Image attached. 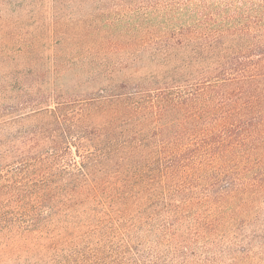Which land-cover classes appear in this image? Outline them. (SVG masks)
Segmentation results:
<instances>
[{"label": "trees", "instance_id": "1", "mask_svg": "<svg viewBox=\"0 0 264 264\" xmlns=\"http://www.w3.org/2000/svg\"><path fill=\"white\" fill-rule=\"evenodd\" d=\"M16 4L33 23L0 56V264L248 260L264 0Z\"/></svg>", "mask_w": 264, "mask_h": 264}, {"label": "rangeland", "instance_id": "2", "mask_svg": "<svg viewBox=\"0 0 264 264\" xmlns=\"http://www.w3.org/2000/svg\"><path fill=\"white\" fill-rule=\"evenodd\" d=\"M15 5H17L16 0H0V56L2 52L5 51H8L10 55L14 56L15 52L13 51L18 48L19 44L16 45L10 42V40L13 39V37L17 34L21 26L26 25L30 27L33 23V19H28L29 17L25 14L21 17V19L17 18V14L15 13ZM34 33H38V31ZM42 49H45L47 52L51 51L48 42L43 43ZM256 203L257 205L255 213L251 218L250 224L246 225L243 231L241 230L239 235L240 237L244 233L245 235L250 236L252 239L250 243L252 255L246 261L240 259L237 264H264V201L260 199ZM241 248L242 247H239V249ZM161 251H164V249L161 248ZM214 251L217 250L212 249L211 251H208L207 249L202 254V250H196L197 256L190 257V261L191 263L197 262V260L201 259V257L206 253L212 254ZM166 253L169 254L168 258L171 261L174 260L175 262H179L180 257H178L176 254L171 255L167 251ZM228 263L229 262H226L224 264Z\"/></svg>", "mask_w": 264, "mask_h": 264}]
</instances>
